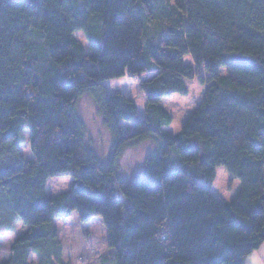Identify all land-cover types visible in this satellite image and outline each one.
<instances>
[{"label": "trees", "instance_id": "1", "mask_svg": "<svg viewBox=\"0 0 264 264\" xmlns=\"http://www.w3.org/2000/svg\"><path fill=\"white\" fill-rule=\"evenodd\" d=\"M197 77L202 101L173 134L162 100ZM120 78L139 81L142 117L105 85ZM84 96L110 134L108 162L87 142ZM147 141L145 175L120 177L126 148ZM219 166L241 182L230 202L212 192ZM64 176L71 189L50 194ZM73 212L102 218L117 264H243L261 246L264 0H0V233L25 226L0 264L60 258L55 221Z\"/></svg>", "mask_w": 264, "mask_h": 264}, {"label": "rangeland", "instance_id": "2", "mask_svg": "<svg viewBox=\"0 0 264 264\" xmlns=\"http://www.w3.org/2000/svg\"><path fill=\"white\" fill-rule=\"evenodd\" d=\"M174 3L175 0H169ZM76 36L84 43L87 50L89 44L83 32H77ZM185 62L193 64L190 55L185 56ZM226 73V68H223ZM152 74H145L143 78H149ZM201 77L207 79L208 74L202 70ZM111 92H122L132 97L138 105V113L142 117L145 113L146 98L140 91L139 81L136 79L120 78L112 79L105 83ZM188 95L178 93L171 97H165L162 105L171 113L173 122L166 129L178 134L182 125L202 101L207 83L202 84L200 78L187 81ZM78 113L86 127V139L91 144L102 162H108L112 154L111 138L108 130L103 126L102 119L96 111L93 100L84 96L78 103ZM129 128V124H124ZM132 127V126H131ZM29 133H26L28 141ZM155 150V144L147 141L139 146H130L124 151L119 161V176L136 179L145 175V156ZM26 156L30 157L29 144L23 146ZM71 177H54L48 180L47 191L52 195H60L71 189ZM241 188L239 179L234 178L223 166H219L216 179L213 183V194L224 202H230ZM55 224L59 229L58 244L60 249L51 246L60 254V258L53 256L50 264H117L114 250H108L106 245V229L101 217H94L89 222H81L77 212H73L67 220L56 219ZM25 226L20 221H15L11 230H3L0 233V257L7 258L11 251L10 245L13 239L24 232ZM46 251H41L44 254ZM48 253V252H47ZM32 264H39V256L32 253L30 257Z\"/></svg>", "mask_w": 264, "mask_h": 264}, {"label": "crops", "instance_id": "3", "mask_svg": "<svg viewBox=\"0 0 264 264\" xmlns=\"http://www.w3.org/2000/svg\"><path fill=\"white\" fill-rule=\"evenodd\" d=\"M243 264H264V242L257 250L253 251L244 259Z\"/></svg>", "mask_w": 264, "mask_h": 264}, {"label": "water", "instance_id": "4", "mask_svg": "<svg viewBox=\"0 0 264 264\" xmlns=\"http://www.w3.org/2000/svg\"><path fill=\"white\" fill-rule=\"evenodd\" d=\"M231 59L233 61H236V62H241V61H247L248 60L247 58H244L242 56H236V55L231 56Z\"/></svg>", "mask_w": 264, "mask_h": 264}]
</instances>
